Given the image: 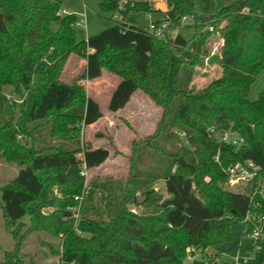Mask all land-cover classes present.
Listing matches in <instances>:
<instances>
[{"label":"trees","instance_id":"1","mask_svg":"<svg viewBox=\"0 0 264 264\" xmlns=\"http://www.w3.org/2000/svg\"><path fill=\"white\" fill-rule=\"evenodd\" d=\"M63 1L0 0V150L16 146L15 136L27 122L36 135L33 149L19 155L16 176L0 190L6 225H16L14 247L0 264H26L20 228L59 235L60 264H184L188 253L229 242L230 227L243 223L249 194L264 181V89L250 96L264 74V0H164V20L171 28L180 29L181 18L189 17L188 26L196 33L164 39L135 25L141 13L155 12L140 1L129 8L130 24L114 23L82 41L73 29L76 17L60 14ZM99 7L111 12L115 0H100ZM53 22L58 23L55 31ZM213 33L221 41L220 74L196 91L194 68L208 53L205 40ZM72 54L84 58L82 77L88 81L104 71L119 77L109 112L123 109L139 90L162 112L154 135L133 143L125 182L99 184L103 203L90 192L78 220L70 208L82 188L80 170L101 166L109 151L81 148L78 138L62 137L66 124L80 120L88 127L102 117L98 103L80 86L59 80ZM7 86L14 95L26 93L17 119L5 98ZM174 130L183 134L187 147ZM226 132L244 143L223 142ZM246 161L258 167L257 178L245 181L243 191L226 190L227 170ZM176 177L194 186L202 208L187 225L173 221L175 207L164 206L158 192L148 188L156 180L167 183ZM53 186L60 188V198L51 195ZM139 191L145 196L142 204L137 203ZM129 204L142 209L131 212ZM46 207L53 211L43 213ZM25 216L27 227L19 222ZM247 251L252 264H264V240ZM27 264L35 263L30 258ZM188 264L229 263L194 259Z\"/></svg>","mask_w":264,"mask_h":264},{"label":"rangeland","instance_id":"2","mask_svg":"<svg viewBox=\"0 0 264 264\" xmlns=\"http://www.w3.org/2000/svg\"><path fill=\"white\" fill-rule=\"evenodd\" d=\"M99 1H63L61 11H66L65 15H74L76 21H79L83 15L85 16L84 26L73 25L78 41L86 40L89 36L98 34L114 24L111 20L112 11L102 12L99 7ZM151 2L148 4L155 12L141 13L135 22L136 26H147L152 21L160 22L164 19V12L166 11L164 0H151ZM129 8L132 7L129 6L126 9L127 16L131 13ZM182 23L180 29L166 32L164 36L172 37L173 35L181 34L185 37H190L196 34L188 26L191 23L190 19L187 18ZM57 28L58 23L53 22L51 29L55 31ZM220 44L221 41L217 33H213L205 40L204 46L208 53L202 56V64L194 68L195 77L192 84L196 91L206 86L220 74L218 64ZM84 61V58L76 54L70 55L61 71L59 80L69 84L76 83L81 87L86 97L90 98V96L98 95L102 117L95 124L88 127L83 126L80 120L70 122L65 125V132L62 133V137L67 140L71 137L78 138L81 148H105L109 151V157L100 167L87 170L84 177L80 176L83 179L82 188L80 193L73 197V201L76 204L70 208L73 217L77 220L80 216L81 206L90 192L94 193L95 201L99 200L101 204L103 203L102 199L105 194L98 189L99 184L115 180L125 182L128 173H131L130 159L133 143L144 141L146 138L154 135L162 113L161 108L156 106L140 90L137 91L136 97L125 110L118 113L109 112L107 106H105V99L107 93L115 85L119 77L108 71H104L100 80L88 81L82 77L85 68ZM103 85L104 87H102ZM263 89L264 74L260 75L252 85L251 98H256L258 93ZM4 94L6 100L13 105L15 119L19 118L23 110L20 106L24 98H26V93L23 92L22 95L16 93L14 95L13 89L7 86L4 88ZM29 130L30 127L28 128L27 122L15 136L16 146L9 147L4 151L0 150V190L16 176L18 170L21 168L19 155H24L26 149H33L35 146L36 135L33 131ZM174 132L178 134L184 146L187 147L183 134L178 130H174ZM57 135L59 134L57 133ZM139 170L143 171L144 168H139ZM244 186L245 183L242 180L236 182L228 181L224 184L226 190L236 192L243 191ZM148 188H152L158 192L162 201H165L164 206L173 205L175 207L176 210L171 217L179 225H187L186 220L190 222L197 219L202 211L194 186L178 177L171 178L167 183L156 180ZM262 188L264 190V186ZM50 191L51 195L56 198L61 197V190L58 186H53ZM144 197L142 191L136 193V198ZM128 209L131 212H139L142 208L129 204ZM42 211L43 213H50L53 211V208L46 207ZM19 222L26 227L30 224L28 216H25ZM13 228H16V225H13ZM13 228L6 225L0 201V262L3 259L4 253L11 251L14 247L15 239L11 234ZM243 231V223L234 224L230 227L231 240L229 242L220 244L214 248H208L203 253L196 252V259H217L219 263L231 264L233 259L238 256H249L247 248L251 246L252 242L247 235H243ZM19 235H23L20 250L22 254L27 256L25 259L26 264L29 263L30 258H32L35 264H60L59 254L62 251V238L59 235L40 230H30L24 233L23 228L19 229ZM183 263L188 264L190 262L184 260Z\"/></svg>","mask_w":264,"mask_h":264},{"label":"built area","instance_id":"3","mask_svg":"<svg viewBox=\"0 0 264 264\" xmlns=\"http://www.w3.org/2000/svg\"><path fill=\"white\" fill-rule=\"evenodd\" d=\"M147 2L152 3L151 0H115V8L111 13V20L114 23L120 25H128L130 24L127 20L126 9L130 6L133 7L135 3L138 2ZM61 15H65L66 11L62 10L60 12ZM190 19L189 17L181 18L180 25L183 24L186 19ZM85 16L83 15L79 21L75 22L76 26L85 25ZM191 20V19H190ZM212 30L211 27L208 29ZM146 31L151 34L156 39H164L165 33L169 31H175L171 28L170 23L166 20H162L160 22H150L146 26ZM175 36V35H173ZM172 36V37H173ZM221 140L223 142L230 143L233 146L239 147L244 143L243 138L234 135L233 133L226 132L221 135ZM87 173V169L85 166L80 170V176L84 177ZM258 167H256L252 162L246 161L245 163H238L234 166L230 167L227 170V175L229 177V181L236 182L238 180L242 181H254L257 178ZM264 181H260L259 184L251 191L249 194V202L250 209L247 211L245 215V219L243 224L246 225L247 229L245 232L252 243L261 242L264 240V214L261 212L262 210V201H264L263 188ZM252 245V244H251ZM192 252L193 250H188ZM196 253V252H195ZM195 253L191 255L187 254L185 260L188 262L196 259ZM253 257L249 254V256H238L233 259L232 264H252L251 261Z\"/></svg>","mask_w":264,"mask_h":264},{"label":"crops","instance_id":"4","mask_svg":"<svg viewBox=\"0 0 264 264\" xmlns=\"http://www.w3.org/2000/svg\"><path fill=\"white\" fill-rule=\"evenodd\" d=\"M164 9H165V7H163ZM218 58H219V54H218ZM85 65H86V62L84 61V67H85ZM102 77V76H101ZM101 77L100 78H98V79H96V80H100L101 79ZM119 80L120 79H118L117 80V82L115 83V85L111 88V90L109 91V93H107V96H106V103H105V106H108V101H109V99H110V96H111V94H112V92L114 91V89H115V87H116V85L118 84V82H119ZM94 81V80H93ZM102 87H104V85L102 86ZM96 94H98V93H96ZM136 95H137V91L131 96V98H130V100H129V102L127 103V105L123 108V109H121V110H119V111H117V112H115V113H118V112H121V111H123V110H125L128 106H129V104H130V102L136 97ZM98 95H96V96H90V98H92L93 100H95L98 104H99V97H97ZM99 106L101 107V104H99ZM95 124V123H94ZM93 125V124H92ZM91 126V125H90ZM99 148V147H98ZM93 149H97V148H93ZM100 167V166H99ZM98 168V167H97Z\"/></svg>","mask_w":264,"mask_h":264},{"label":"water","instance_id":"5","mask_svg":"<svg viewBox=\"0 0 264 264\" xmlns=\"http://www.w3.org/2000/svg\"><path fill=\"white\" fill-rule=\"evenodd\" d=\"M205 32H207V30H205ZM144 198H137V203L138 204H142Z\"/></svg>","mask_w":264,"mask_h":264}]
</instances>
